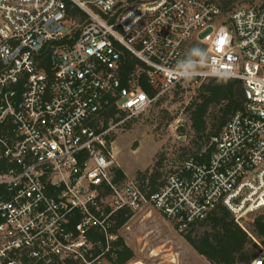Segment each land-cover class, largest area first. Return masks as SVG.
I'll return each instance as SVG.
<instances>
[{
    "label": "built area",
    "instance_id": "1",
    "mask_svg": "<svg viewBox=\"0 0 264 264\" xmlns=\"http://www.w3.org/2000/svg\"><path fill=\"white\" fill-rule=\"evenodd\" d=\"M70 1L85 22L66 0H0V264H113L129 222L117 229V214L146 204L179 232L222 205L248 233L264 208V0L225 17L212 0ZM124 50L147 67L128 84ZM209 78L241 80L246 99L209 161L185 160L149 198L116 181L100 115L141 114Z\"/></svg>",
    "mask_w": 264,
    "mask_h": 264
},
{
    "label": "trees",
    "instance_id": "2",
    "mask_svg": "<svg viewBox=\"0 0 264 264\" xmlns=\"http://www.w3.org/2000/svg\"><path fill=\"white\" fill-rule=\"evenodd\" d=\"M212 1L220 7L223 17H225L236 9L238 0ZM66 5L70 19L79 23L87 20L86 13L73 2L66 0ZM78 35L79 31L75 32L76 38ZM138 69L147 71V67L142 62L124 50L120 66L124 84H128V74L134 73ZM141 86L150 96L154 95L147 74H141ZM178 90H181V85L176 88V91ZM244 90L243 82L233 78H209L207 82L199 85L197 95L186 108L190 122V131L188 132L190 144L180 149L182 163L187 159H194L202 163L209 161L215 151L212 138L219 135L229 120L245 107ZM163 99L164 97L157 104H161ZM125 115L115 106L109 107L100 115L94 127L98 132L105 131L111 125L117 124ZM126 128H129V125H126ZM106 140L110 143L115 140V137L107 135ZM163 157L164 155H162V159ZM161 167L162 162L160 161L153 169L146 172L140 171L136 176V183L147 198L166 182L167 177H163L160 171ZM180 169L181 166L172 172ZM113 171L116 181L127 179L124 171L119 167L115 166ZM132 216L133 213L129 211H119L116 217V228H122ZM251 230L252 235L260 240L264 248V215L255 218ZM180 233L210 264H253L260 252V247L254 243L249 233L235 222L232 213L222 205ZM117 246V259L113 264H129L134 260L135 252L127 246L123 237H120ZM24 264H33V261H24ZM68 264H72L71 261H68Z\"/></svg>",
    "mask_w": 264,
    "mask_h": 264
},
{
    "label": "rangeland",
    "instance_id": "3",
    "mask_svg": "<svg viewBox=\"0 0 264 264\" xmlns=\"http://www.w3.org/2000/svg\"><path fill=\"white\" fill-rule=\"evenodd\" d=\"M262 2L238 0L235 7H256ZM201 52L202 49L198 48L196 56ZM199 85L186 82L181 85V90L175 89L164 96L161 104L157 102L141 114L127 115L123 124L109 127L107 135H113L115 140L110 143L106 141V150L115 166L124 171L127 180L136 182L138 172L151 170L160 161V171L165 178L182 165L180 149L190 144V122L186 108L197 95ZM259 215H264V208L252 218L255 220ZM252 224L249 222L245 226L254 243L260 247V254L264 248L260 240L252 235ZM121 236L135 252V258L129 264H210L185 240L174 222L149 204L141 211L133 212Z\"/></svg>",
    "mask_w": 264,
    "mask_h": 264
}]
</instances>
